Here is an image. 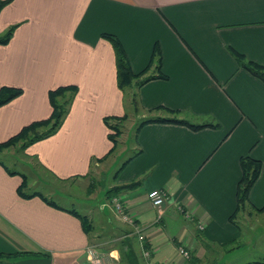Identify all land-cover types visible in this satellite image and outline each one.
Masks as SVG:
<instances>
[{
	"label": "crops",
	"instance_id": "obj_1",
	"mask_svg": "<svg viewBox=\"0 0 264 264\" xmlns=\"http://www.w3.org/2000/svg\"><path fill=\"white\" fill-rule=\"evenodd\" d=\"M14 25L9 43L0 44V88L23 93L0 107V143L51 116V90L76 85L78 92L54 135L25 150L21 143L0 148V264H90L86 249L96 243L112 262L109 254L119 259L120 251L99 243L111 231L116 240L132 238L140 264H197L206 254H233L252 218L264 215V81L236 58L264 65V0H12L0 12V35ZM104 33L121 40L134 73L149 66L158 48L166 77L140 87L136 79L129 92L122 90L115 48ZM157 73L155 62L146 75ZM135 92L141 118L165 115L149 111L161 106L217 126L143 125L135 156L92 216L33 189L28 175L14 168L29 164L63 185L88 177L111 155L105 117L127 114ZM244 155L261 160L262 168L248 204L236 212ZM153 188L168 193L161 209L148 199ZM35 192L60 207L27 196ZM115 196L143 227L145 241L117 215ZM73 208L90 218V232ZM258 254L238 264H261L264 249Z\"/></svg>",
	"mask_w": 264,
	"mask_h": 264
},
{
	"label": "trees",
	"instance_id": "obj_2",
	"mask_svg": "<svg viewBox=\"0 0 264 264\" xmlns=\"http://www.w3.org/2000/svg\"><path fill=\"white\" fill-rule=\"evenodd\" d=\"M11 1L12 0H0V12ZM16 27H17L16 25L11 26L3 35H0V44L6 45L9 43V41L11 40L14 34ZM103 36L107 38L109 41H111V43L115 48L117 69H118V83L122 90H125L127 87L131 86L136 79H137L136 85L137 87H140L145 82L151 79L158 77L159 78L166 77L165 74L161 71L162 55L158 48L157 50H155L149 66L145 70L139 73H134L121 40L115 34H111V33H104ZM236 58L240 62L242 67H244L254 76L264 81V65L248 60L246 59V57H244L241 54L236 55ZM155 62L157 64V70H158L157 75H153V74L146 75L151 65L154 64ZM77 92H78V87L76 85L60 86L56 89L51 90L49 92L50 102L53 107V112L51 116L44 120L35 121L30 125L24 127L17 135L13 136L10 140H8L5 143H0V148L21 143L20 145L21 150H25L33 143L54 135L64 123L65 118L67 117L70 111L71 105L73 103V100ZM22 93L23 90L20 88H13L6 86L0 88V107L9 103L16 97L20 96ZM130 98H131L130 102L134 105L135 109L139 110L140 103H139L138 94L136 92L132 93L130 95ZM155 110L163 111L165 115H155V116H149L147 118H143L136 127V133L140 131L143 125L153 122L183 124L195 130L204 127L217 126V124H214L212 122L193 123L189 119L181 116V112L179 110H173L166 107L159 106L150 109L149 111H155ZM126 119H127V114L121 117L109 116V117H105L104 119L107 126L111 130V133L109 134V138L113 143V146L109 151V154H111L117 147V137L122 134L121 126H119V124ZM129 160L124 162V165L121 168H119L117 173L121 171V169L129 162ZM241 165H242L243 174L238 182V187H237L238 208L236 212H238L240 209L245 208L246 205L248 204L250 191L260 175L262 162L261 160L251 155H244L241 158ZM139 183H140L139 181H136L130 184L115 186L107 190L106 195L108 197H111V195L119 194L120 192L127 190L135 185H138ZM26 185L27 184L25 181L21 187V192ZM34 195H40L50 204L60 207L59 205H57L56 202L48 199L41 193L35 192L27 196L32 197ZM260 210L263 211L264 207L260 208ZM69 211L81 219L83 226L87 232H90L92 230L93 225L90 218L87 215L82 214L76 208L70 209ZM122 241L125 244L123 245L121 251L123 252V256L126 254L128 264H140L139 258L136 254V250L133 247L132 238L124 239ZM260 263L264 264V260Z\"/></svg>",
	"mask_w": 264,
	"mask_h": 264
},
{
	"label": "rangeland",
	"instance_id": "obj_3",
	"mask_svg": "<svg viewBox=\"0 0 264 264\" xmlns=\"http://www.w3.org/2000/svg\"><path fill=\"white\" fill-rule=\"evenodd\" d=\"M128 90L129 88H127V92H129ZM130 101L129 96L126 103L127 119L119 124L122 134L117 137L116 149L103 165L95 167L88 177L63 185L29 164L24 168L15 165L14 168L20 169L28 175L34 183L33 189L42 191L64 207H76L82 213L88 212L92 216L96 213V209L93 207L99 208L101 201L105 199V190L109 187V184L115 183L119 168L124 165L125 161L133 158L137 152L135 148L136 127L143 118H141V110H136ZM0 157L3 158L1 154ZM149 174L150 172L143 174L140 178L141 181L145 182ZM85 204L90 206L86 205L84 207ZM252 219H254V224L248 226L250 230L247 229L248 231L244 232V238L233 244H240V247L236 248L233 254H230V252L225 255L206 254L200 258L197 264H238L247 259H259L261 256H259L258 250L264 249V215ZM115 232L112 233L111 231L108 234L101 235L104 238L99 243H104L108 249L116 248L120 251V258L108 264H128L126 254L123 256L121 251L125 243L115 239L118 234Z\"/></svg>",
	"mask_w": 264,
	"mask_h": 264
},
{
	"label": "built area",
	"instance_id": "obj_4",
	"mask_svg": "<svg viewBox=\"0 0 264 264\" xmlns=\"http://www.w3.org/2000/svg\"><path fill=\"white\" fill-rule=\"evenodd\" d=\"M148 199L153 207L161 209L168 199V193L164 188H153L148 192ZM111 205L115 209L117 215H119L124 222L134 226L136 233L139 234V239L141 241H145V235L142 233L143 227L136 223V219L128 211L122 198L119 196L113 197L111 200ZM201 228H203V226ZM143 249L144 256L149 258L151 255V249L146 247ZM180 252L186 258L191 257L190 251L183 246L180 247ZM86 255L90 264H108L109 261H111L108 259L106 254L99 250V245L97 244L89 245L86 249ZM109 258L112 260L118 259L112 253L109 254Z\"/></svg>",
	"mask_w": 264,
	"mask_h": 264
}]
</instances>
